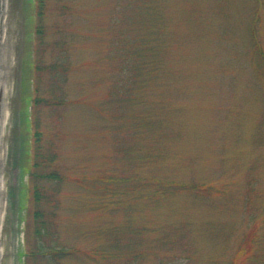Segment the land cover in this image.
<instances>
[{
  "label": "rangeland",
  "instance_id": "1",
  "mask_svg": "<svg viewBox=\"0 0 264 264\" xmlns=\"http://www.w3.org/2000/svg\"><path fill=\"white\" fill-rule=\"evenodd\" d=\"M5 1L0 264H23L38 208L76 250L52 264H123L114 234L140 228L151 248L169 223L188 226L195 258L159 264H264V0ZM157 26L160 69L141 75L133 51ZM36 129L46 168L33 167ZM153 177L210 191L152 202L137 181ZM247 235L253 258L238 248Z\"/></svg>",
  "mask_w": 264,
  "mask_h": 264
},
{
  "label": "trees",
  "instance_id": "2",
  "mask_svg": "<svg viewBox=\"0 0 264 264\" xmlns=\"http://www.w3.org/2000/svg\"><path fill=\"white\" fill-rule=\"evenodd\" d=\"M41 12V10H40ZM159 14V13H157ZM159 17V16H158ZM160 27H155L154 38L152 43H144L143 47L139 49H134L135 52V61L133 62V70L138 72L141 75H146V72H150V74H156L160 69V59L162 58L160 50L161 45L158 42V37L156 36L157 32H159ZM40 34V31L37 30ZM147 40V38L145 37ZM36 68H40L37 66ZM42 101V99H40ZM39 104L37 101L36 104ZM42 135L39 129L34 131V139H33V158L34 164L33 167L46 168V155L42 151L43 148L40 145V136ZM264 136V134H262ZM48 167V166H47ZM32 177H37V174L33 171L30 173ZM38 176L46 179H53L57 176L53 171H45L40 173ZM145 184H150L151 192L148 193L150 200L152 202H160L161 200L168 198L176 192H182L185 190H193L194 192H209L210 187L199 185L198 183H184L181 181H176L174 179H163V178H150L147 181H142V179H138L137 181V195H143V188ZM42 188L38 187V185L33 186V199L39 205L42 197L45 195L42 193ZM52 202V199L48 201ZM54 211H49L44 213L41 209H36L33 212V234L35 236L36 244L32 247L29 246V249L23 255V264H52L51 262L59 263L61 259L64 258L65 255L74 254L76 252L75 249L64 248L61 246L58 237V230L56 227V222L54 218ZM28 224L26 232H28ZM188 226L186 224L174 225L169 223L168 225H164L161 229L160 234L158 235L157 242L154 244V247L146 248L143 245L141 246L140 240L136 238V234H141L142 230L140 228L136 231H132L131 229L123 231L130 236H133L132 239L128 240L126 236H121L114 234L112 240L113 245L116 247V251L114 252V257H123V264H141L144 259L149 255V251L155 253V257L160 259L158 264L161 262L162 258L169 259V261L174 258L184 257L186 260H194V250L195 245L193 240L189 239V231L186 230ZM128 229L127 227H125ZM130 232V233H128ZM135 232V233H134ZM135 236V237H134ZM251 238L253 240V236L247 235L243 239V244L238 246L246 247V250H243L244 256L247 254L246 258L254 257L255 252L251 251ZM28 240V239H27ZM178 244H182L183 247L177 248ZM250 244V245H249ZM161 248L164 249V253L161 255L158 252L161 251ZM177 248V249H176ZM98 249L94 251L84 252L89 259L95 261L98 255ZM158 250V251H157ZM178 250L179 253L177 252ZM253 255V256H252ZM179 256V257H178ZM40 260V263L38 262ZM255 260V258H254ZM259 263H263L260 261Z\"/></svg>",
  "mask_w": 264,
  "mask_h": 264
},
{
  "label": "bare ground",
  "instance_id": "3",
  "mask_svg": "<svg viewBox=\"0 0 264 264\" xmlns=\"http://www.w3.org/2000/svg\"><path fill=\"white\" fill-rule=\"evenodd\" d=\"M4 74L3 72L0 73V92H1V98H0V167L3 166V161L5 157V148H4V141H3V132L5 125L7 123L8 118V92L6 87V82H4ZM2 183L0 185V193H1V199H0V229L2 227L3 219H4V213L6 209V202H5V195L2 191ZM2 256V252L0 249V257Z\"/></svg>",
  "mask_w": 264,
  "mask_h": 264
},
{
  "label": "water",
  "instance_id": "4",
  "mask_svg": "<svg viewBox=\"0 0 264 264\" xmlns=\"http://www.w3.org/2000/svg\"><path fill=\"white\" fill-rule=\"evenodd\" d=\"M5 14H6V1L0 0V39H1V35L5 32L3 30ZM0 67H1V63H0ZM0 73H1V70H0ZM0 98H1V92H0ZM1 171H2V168L0 167V173ZM0 185H1V179H0ZM0 199H1V193H0Z\"/></svg>",
  "mask_w": 264,
  "mask_h": 264
}]
</instances>
